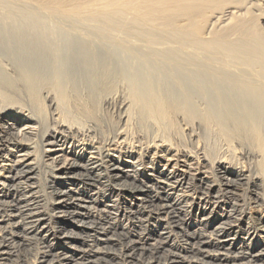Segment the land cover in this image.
Wrapping results in <instances>:
<instances>
[{
    "label": "bare ground",
    "instance_id": "1",
    "mask_svg": "<svg viewBox=\"0 0 264 264\" xmlns=\"http://www.w3.org/2000/svg\"><path fill=\"white\" fill-rule=\"evenodd\" d=\"M223 1L0 4V264H264V0Z\"/></svg>",
    "mask_w": 264,
    "mask_h": 264
},
{
    "label": "rangeland",
    "instance_id": "2",
    "mask_svg": "<svg viewBox=\"0 0 264 264\" xmlns=\"http://www.w3.org/2000/svg\"><path fill=\"white\" fill-rule=\"evenodd\" d=\"M48 1L49 0H46L43 3L45 6L43 4H39L38 0H0V4L2 6H7V9L11 8L12 10H15V11H20L22 9H26L28 12H31V13H45V12H47V13L49 12L50 13V12H52L54 10L55 11H60V10H57L59 8L57 5L54 6L53 2H51L49 4ZM146 1H148V0H143L144 5H146V7L154 6L153 2H151L149 5H147ZM150 1H152V0H150ZM248 1L249 0H228V1L225 0V1H223V3H225L227 5H229V4L232 5V3H234V2H238L239 4L240 3L241 4H246V3H248ZM24 3L27 4V5H25ZM67 4L71 8H75V9L78 8L79 10H88V11H90V10L94 9L96 11H99L101 15L102 14L104 15L105 11L107 12L109 9H116V10L118 9L119 10L121 7L124 6L123 0H70V2H67ZM46 5H48V6H46ZM187 6L189 7V5H187ZM259 8L264 9V4L261 3ZM101 11H104V12H101ZM187 11L189 12V9H187ZM252 11H253V9H252ZM256 14H257V12H256ZM256 14H254L253 15L254 17H253L252 14L250 13V15H248V17L244 16V18L246 17L245 19L252 20L251 24L253 25V28L254 27H255V29L257 28L256 31H258L259 33L263 34L264 31L261 30V27L264 24V20L260 19V17H258ZM164 16H166V14ZM188 17H189V14H188ZM188 24L190 26V21L188 22ZM207 29H208V26L203 28L204 33H206L205 35L207 37H210L214 33H219L222 30V29L220 30V28H219V30H217V29L207 30ZM263 36H264V34H263ZM64 181H66V179ZM70 186L71 185H70L69 181H66V184H64L62 186L57 185L56 188H57L58 191H61V192H63V194L65 193V195H66V192H68V189H69ZM115 198H119V197L116 196ZM125 198L127 199V202H125L126 204H123V206L126 207L127 209H129L131 206L134 207L133 203H134V205H141V202L132 201L131 198L128 197V196L125 197ZM126 199H125V201H126ZM122 200L123 199L121 198V201ZM166 217H167V215L163 214L159 218L160 219L162 218V219L165 220ZM202 217H203V215L197 216V214H195L194 217H193V220H194V222L197 223V222L200 221V219ZM120 220L122 222V226L125 227V225L128 223L127 220L123 216H121ZM222 221H223V219L220 218L219 220L213 222L211 227H210V229L211 230L217 229L219 226H221V222ZM162 222L164 223V221H162ZM247 225L248 224L245 223V226H247ZM67 228H68V230L73 229L71 226H68ZM196 228H197V226L194 227L193 229H196ZM230 237H235L236 239L238 238L236 233H234ZM241 237L244 238L245 236L241 235ZM155 238H158V237L155 236ZM245 242H248V241L247 240L245 241V239L241 238L240 242H238L237 245H236V249L240 248ZM236 251H238V250H236Z\"/></svg>",
    "mask_w": 264,
    "mask_h": 264
}]
</instances>
